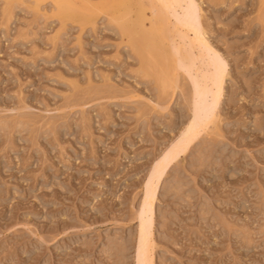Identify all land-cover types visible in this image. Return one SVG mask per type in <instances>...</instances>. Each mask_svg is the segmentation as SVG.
Returning a JSON list of instances; mask_svg holds the SVG:
<instances>
[{"label":"rangeland","instance_id":"obj_1","mask_svg":"<svg viewBox=\"0 0 264 264\" xmlns=\"http://www.w3.org/2000/svg\"><path fill=\"white\" fill-rule=\"evenodd\" d=\"M192 2L214 54L184 29L191 53L225 77L158 183L153 264H264V0ZM145 4L0 0V264H136L147 176L196 104Z\"/></svg>","mask_w":264,"mask_h":264},{"label":"bare ground","instance_id":"obj_2","mask_svg":"<svg viewBox=\"0 0 264 264\" xmlns=\"http://www.w3.org/2000/svg\"><path fill=\"white\" fill-rule=\"evenodd\" d=\"M147 1L148 4L145 5L148 16L144 17L145 19L143 18V20L147 21V28L150 29L152 34L160 33L161 36L159 35L160 37L158 39L159 43L162 45L164 41H166L172 49V55L175 58L176 56L179 57L183 71L192 78L193 99L195 98L196 104L192 119L186 127L187 130L185 129L182 133L183 135H181L182 137L167 148L164 156L154 163L147 176V181L143 187L142 202L137 214L139 218V229L136 244V264H153L154 242L152 239V205L156 198L158 183L164 175L168 165L184 152V139L192 141V139L200 132L202 133L212 122V119H214L213 117H215L225 77V69L221 61L215 60L216 62L210 63V65L206 63L205 57L203 56L204 53L201 51L202 49H200L197 54L191 53V49L193 50L196 45L195 39L190 38L184 29L194 33L196 38H198V45H203V50H206L208 53L213 51L204 40L201 27L196 23L197 13L192 2L193 0ZM61 5L62 8H65L64 3H61ZM170 16H175L176 18L174 24H170L171 26L168 23L171 18ZM188 48L190 50H188ZM211 54L214 53L212 52ZM179 59H177V61ZM169 67L170 65L168 64V68ZM201 111L204 112L202 116H200Z\"/></svg>","mask_w":264,"mask_h":264}]
</instances>
